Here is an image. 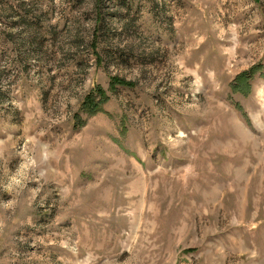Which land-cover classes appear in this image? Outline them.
<instances>
[{"label": "rangeland", "instance_id": "rangeland-1", "mask_svg": "<svg viewBox=\"0 0 264 264\" xmlns=\"http://www.w3.org/2000/svg\"><path fill=\"white\" fill-rule=\"evenodd\" d=\"M0 264H264V0H0Z\"/></svg>", "mask_w": 264, "mask_h": 264}]
</instances>
